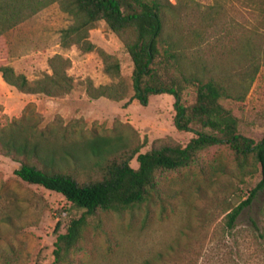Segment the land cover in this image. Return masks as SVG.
<instances>
[{
	"label": "rangeland",
	"instance_id": "obj_1",
	"mask_svg": "<svg viewBox=\"0 0 264 264\" xmlns=\"http://www.w3.org/2000/svg\"><path fill=\"white\" fill-rule=\"evenodd\" d=\"M159 1L165 24L161 48L170 43L190 75L182 103L193 102L197 80L213 79L225 91L218 102L236 118L238 133L259 140L264 136V0H166L170 6ZM31 2V15L2 34L8 64L34 80L49 73L47 59L60 54L69 60L66 73L73 85L60 96L5 91L0 126L25 114L58 133L65 125L73 136H118L139 152L161 141L184 145L194 136L172 126L171 96L151 95L145 105L133 98L132 62L103 20L87 31L92 50L62 47L60 31L72 23L61 9L64 0ZM97 48L117 60V77L103 72ZM89 82L117 84L124 97L92 98L85 91ZM129 164L137 166L134 158ZM17 167L0 155V264H55V237L82 209L20 180L13 173ZM258 179L250 156L237 159L223 144L204 149L187 166L162 171L155 191L140 204L89 216L72 264H264V189L231 228L225 226V214Z\"/></svg>",
	"mask_w": 264,
	"mask_h": 264
},
{
	"label": "trees",
	"instance_id": "obj_2",
	"mask_svg": "<svg viewBox=\"0 0 264 264\" xmlns=\"http://www.w3.org/2000/svg\"><path fill=\"white\" fill-rule=\"evenodd\" d=\"M61 9L72 17V23L60 31L62 47L74 44L83 51L92 50L94 46L87 40V31L96 21L103 20L120 39L132 62L133 98L145 105L151 95L171 96L172 126L177 131L192 132L194 136L184 145L161 141L139 152L138 146L118 136H73L65 125L58 133L52 127H38L25 114L1 125L0 155L18 164L14 175L26 183L59 193L72 206L82 209L78 217L69 220L65 231L56 235L53 262L72 264L71 255L79 250L78 242L89 216L98 210L119 212L140 204L155 191L162 171L187 166L199 152L214 145H226L233 157L242 161L250 156L259 169L254 187L225 214V226L231 228L238 215L250 209L258 192L264 189V136L253 141L238 133L236 118L218 102L225 91L213 79L197 80L193 102L182 103V90L190 82V75L183 70L179 53L172 50L170 43L161 48L165 25L161 2L64 0ZM33 11L31 0H0L1 79L20 93L66 94L73 85L66 73L69 65L66 57L60 54L49 57L50 72L34 80L16 72L6 60L2 34ZM96 51L103 72L111 78L117 77V60L102 49ZM85 91L92 98L103 96L116 101L124 97L119 85L113 83L93 86L89 82ZM132 158L137 163L135 168L129 164ZM81 173L84 177L79 179ZM248 221L255 228L251 216Z\"/></svg>",
	"mask_w": 264,
	"mask_h": 264
},
{
	"label": "crops",
	"instance_id": "obj_3",
	"mask_svg": "<svg viewBox=\"0 0 264 264\" xmlns=\"http://www.w3.org/2000/svg\"><path fill=\"white\" fill-rule=\"evenodd\" d=\"M11 90V91H10ZM13 90H15L13 87L7 85L6 83H4L1 79V76H0V102H2L4 100V92H8L10 94H14ZM15 92H17V96H20L18 94H25V93H20L18 91L15 90ZM16 94V93H15ZM29 95H33V94H29ZM19 98V97H18ZM23 104V103H22Z\"/></svg>",
	"mask_w": 264,
	"mask_h": 264
},
{
	"label": "built area",
	"instance_id": "obj_4",
	"mask_svg": "<svg viewBox=\"0 0 264 264\" xmlns=\"http://www.w3.org/2000/svg\"><path fill=\"white\" fill-rule=\"evenodd\" d=\"M169 2H173L174 0H168Z\"/></svg>",
	"mask_w": 264,
	"mask_h": 264
}]
</instances>
